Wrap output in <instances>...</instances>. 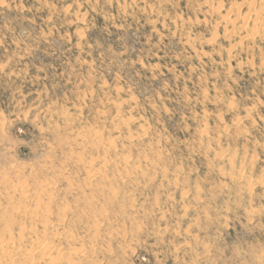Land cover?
<instances>
[{"label":"rangeland","instance_id":"374dc122","mask_svg":"<svg viewBox=\"0 0 264 264\" xmlns=\"http://www.w3.org/2000/svg\"><path fill=\"white\" fill-rule=\"evenodd\" d=\"M0 264H264V0H0Z\"/></svg>","mask_w":264,"mask_h":264}]
</instances>
